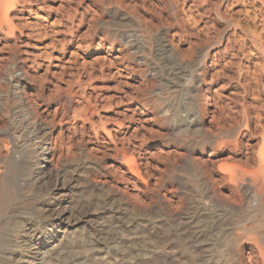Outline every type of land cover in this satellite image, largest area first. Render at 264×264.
Listing matches in <instances>:
<instances>
[{"label": "rangeland", "instance_id": "1", "mask_svg": "<svg viewBox=\"0 0 264 264\" xmlns=\"http://www.w3.org/2000/svg\"><path fill=\"white\" fill-rule=\"evenodd\" d=\"M2 130L20 264H264V0H0Z\"/></svg>", "mask_w": 264, "mask_h": 264}, {"label": "bare ground", "instance_id": "2", "mask_svg": "<svg viewBox=\"0 0 264 264\" xmlns=\"http://www.w3.org/2000/svg\"><path fill=\"white\" fill-rule=\"evenodd\" d=\"M34 117L35 120H39L40 122L39 119L40 116L36 114V116ZM5 132L3 131V133H0V169L2 171L1 172L2 174L0 175V264H20L22 260L21 257L25 256L24 252H26L27 254L29 252L27 248L29 247L28 245L30 244L29 242L30 235L32 233H35L37 230L33 228L34 225H32L30 222L31 219L29 221L28 217L23 218L21 216L20 213L21 204L19 199L20 195H18L16 190L17 187L23 184H26L28 185L29 188H31L33 185L38 184L39 179H41L42 177H39V179H37L39 175L36 176L37 175L35 168L37 164L36 150L33 147H29V144H25V143L23 144V146L20 147L18 145V140L21 139L22 136H18V138L15 139L13 135H10L11 140H9V136H7V133ZM53 132L54 131L47 129L46 126L44 127L41 125L39 129L38 138H42V137L45 138V136L48 135L53 136L54 135ZM54 148L56 149V147H54L53 145L49 149L54 150ZM40 203H42V201ZM39 207L40 206L37 205L35 209L37 211H39V209L45 210L47 205L43 206V208H39ZM63 214L64 213L61 212L55 214L59 223L68 224L71 226L77 223L75 222L72 224V222H69L68 219L66 221L65 218H63ZM19 219H24V222H22ZM35 245L37 244H33L32 246L31 245L30 246L35 247ZM58 251L57 254L59 258L60 254Z\"/></svg>", "mask_w": 264, "mask_h": 264}]
</instances>
